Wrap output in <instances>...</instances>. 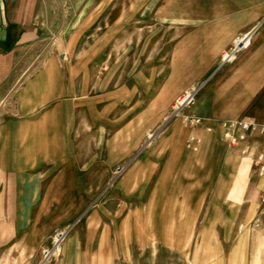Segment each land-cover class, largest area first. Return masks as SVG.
<instances>
[{
  "label": "crops",
  "instance_id": "obj_1",
  "mask_svg": "<svg viewBox=\"0 0 264 264\" xmlns=\"http://www.w3.org/2000/svg\"><path fill=\"white\" fill-rule=\"evenodd\" d=\"M154 5L161 31L149 46L161 53L150 54L147 68L126 45L116 54L96 47L85 36L93 22L68 20L71 10L56 0H0V264H39L55 231L71 226L61 255L68 247L173 254L195 237L196 251H205L197 249L204 237L216 246L237 231H264V177L254 163L264 134L231 145L222 127L264 123V0ZM255 25L252 46L148 141L179 95L212 74L234 38ZM158 59L161 74L152 68ZM158 75L166 77L160 84ZM172 77L180 80L167 87L166 106L142 126L146 99Z\"/></svg>",
  "mask_w": 264,
  "mask_h": 264
},
{
  "label": "rangeland",
  "instance_id": "obj_2",
  "mask_svg": "<svg viewBox=\"0 0 264 264\" xmlns=\"http://www.w3.org/2000/svg\"><path fill=\"white\" fill-rule=\"evenodd\" d=\"M162 1L163 0H159V3H162ZM56 3L61 4L63 12L71 10L70 13H63V16H68V20L75 22H93L92 27L87 30L85 36L87 38H92L94 43H98V46L96 45V47H99V49L102 47L101 44L104 43L106 49H108L110 53L115 52L116 54L119 49H122L123 51V48H125L126 45L125 51L131 54V58H133L134 53L140 54L141 64L143 67L147 68L150 66V56L153 53L157 52L158 57L160 56L161 52L158 45V50H154L155 48L150 50L149 46V38L151 36H156V33H158L160 37L161 31L160 27L155 29V13L153 12L155 8L154 0H56ZM77 26L79 27L80 25ZM78 27L75 29L79 30ZM152 63V68H157L159 74H161L160 72H162L164 61L158 59L156 62L152 61ZM225 65H221L220 61V64L216 66L212 74L196 79V84L183 91L174 102L173 107L167 116V122L158 126L157 130L154 129L151 132L149 131L146 134L147 140L150 141L157 132L160 133L165 131L172 119L181 116L185 108L193 105H188L177 111L178 102H181V96H183L185 92H189L194 88L198 89L200 92V90L211 81L218 69ZM155 78L157 84H160L166 79L164 75H158V77ZM179 80V77L170 78L164 87V84L159 86L157 95L151 97L152 102L146 99L145 102H147V106L140 116L142 126H145L146 124L148 125L155 115L163 110L167 103V94L170 91V88L167 89V87L171 83L178 84ZM194 82L192 81L191 84ZM162 87L163 90L161 92ZM144 92L145 90L142 87V94H144ZM149 134H151L150 137ZM253 134L263 135L264 133L254 131L253 133L251 132L247 138L251 137ZM250 152V149H247L246 152H243V155L245 154L247 156L251 154ZM252 158L254 157L252 156ZM238 160L243 161V157L238 156ZM248 160H244V164L249 165L251 161L249 160V162ZM254 163L258 164L260 168L261 175H259V173L258 175L264 177V171L261 170L264 165V158L260 159V156L255 157ZM224 239L225 237L217 238L220 244L218 243L215 246V240L213 237H204L203 244L201 243L202 245L197 246V249L203 247L205 251H196L198 238L195 237L189 244L175 246V249L180 248L182 251H177L173 254L158 253L157 255L133 252L119 254L110 252H104L103 254H84L71 251V247L66 248L61 255L63 241L60 245V249L55 252L50 259L49 264H54L57 261H59V264H264V231L262 228L246 229L242 234H239L237 231L230 237L228 243H224ZM239 242L242 243L236 251L235 247L238 246L236 244ZM52 246L53 242L52 245L46 249H50ZM241 248L243 253H238ZM214 249H219L220 252H216V255H214L215 253L212 251ZM43 252L39 264L43 259ZM247 253L254 257H252V259L248 258L246 255Z\"/></svg>",
  "mask_w": 264,
  "mask_h": 264
},
{
  "label": "built area",
  "instance_id": "obj_3",
  "mask_svg": "<svg viewBox=\"0 0 264 264\" xmlns=\"http://www.w3.org/2000/svg\"><path fill=\"white\" fill-rule=\"evenodd\" d=\"M259 25H255L252 28H250L248 31L241 33L237 35L234 40L232 41L231 45L222 53L221 56V65L228 64L232 61H234L239 54L244 52L245 50L249 49L252 44L254 37L258 31ZM198 89H192L189 92H185L183 96H181L183 99L181 102H178L177 105V111L188 106L191 104H194L196 101V97L198 94ZM194 122H200L199 119L191 118ZM222 127L225 129V137L229 141L231 145H237L241 140L247 138L249 134L254 131H258L260 133H264V123L258 124L254 121H248V120H239L236 122H228L225 121L222 123ZM237 129H242L244 132L242 135L237 136L235 134ZM199 142V140L195 138H191L190 144L192 145L194 142ZM247 149L244 150L246 152ZM264 158V152L260 155V159ZM126 169V166H118L116 168V175L122 174ZM262 171H264V165L261 168ZM72 230V226L69 227L67 230H57L54 233L53 236V246L50 249H46L43 252V259L40 264H49L50 259L53 257L55 252H57L60 249V245L63 241H65L66 237Z\"/></svg>",
  "mask_w": 264,
  "mask_h": 264
},
{
  "label": "bare ground",
  "instance_id": "obj_4",
  "mask_svg": "<svg viewBox=\"0 0 264 264\" xmlns=\"http://www.w3.org/2000/svg\"><path fill=\"white\" fill-rule=\"evenodd\" d=\"M183 99V98H182ZM182 101V100H181ZM151 136V134H149V137Z\"/></svg>",
  "mask_w": 264,
  "mask_h": 264
}]
</instances>
